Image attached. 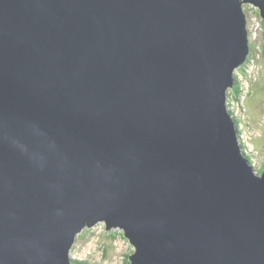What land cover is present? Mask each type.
Listing matches in <instances>:
<instances>
[{
    "label": "water",
    "instance_id": "obj_1",
    "mask_svg": "<svg viewBox=\"0 0 264 264\" xmlns=\"http://www.w3.org/2000/svg\"><path fill=\"white\" fill-rule=\"evenodd\" d=\"M264 0H0V264H264V166L227 108Z\"/></svg>",
    "mask_w": 264,
    "mask_h": 264
},
{
    "label": "rangeland",
    "instance_id": "obj_2",
    "mask_svg": "<svg viewBox=\"0 0 264 264\" xmlns=\"http://www.w3.org/2000/svg\"><path fill=\"white\" fill-rule=\"evenodd\" d=\"M249 45H256L251 60L235 70L242 85L240 101L232 104L239 120L240 139L246 152L250 153L255 166L260 167L264 160V53L262 30L256 9L246 5ZM251 50V49H250ZM116 230L115 239L109 233ZM133 246L119 228L106 230L103 222L84 228L71 248V257L88 260L90 264H125V255L132 253Z\"/></svg>",
    "mask_w": 264,
    "mask_h": 264
},
{
    "label": "trees",
    "instance_id": "obj_3",
    "mask_svg": "<svg viewBox=\"0 0 264 264\" xmlns=\"http://www.w3.org/2000/svg\"><path fill=\"white\" fill-rule=\"evenodd\" d=\"M245 7V5H244ZM244 10L246 11V9L244 8ZM247 12V11H246ZM245 12V13H246ZM262 46H261V49L264 53V36H262ZM256 45L250 43V52H249V55L246 59V62L244 63V65H246L250 60H251V57H252V51L254 50ZM242 85H241V81L240 79L238 78V74H235L234 73V83H233V86L228 89L227 91V108H228V111L230 112V114L232 115V117L235 119L237 125L239 123V120L236 118V115L234 113V110L232 109V104H234L235 102H238L240 101L241 97H242ZM240 133H241V130L238 128L237 126V135H238V138L241 142V148H242V151L243 153L245 154V156L248 158V160L250 161V163L252 164V166L255 167V169L257 170V173H261L262 170H263V166H264V160L261 164L260 167H257L254 165L253 163V158L250 156V153L246 152L245 150V147L244 145L242 144V141L240 139ZM118 233L116 230H113L109 233V237L112 238V239H115L117 237ZM125 259V264H130V261H129V253H127L124 257ZM71 264H90L88 260H81V259H76L75 257L72 258V262Z\"/></svg>",
    "mask_w": 264,
    "mask_h": 264
},
{
    "label": "clouds",
    "instance_id": "obj_4",
    "mask_svg": "<svg viewBox=\"0 0 264 264\" xmlns=\"http://www.w3.org/2000/svg\"><path fill=\"white\" fill-rule=\"evenodd\" d=\"M238 128H239V126H238Z\"/></svg>",
    "mask_w": 264,
    "mask_h": 264
}]
</instances>
